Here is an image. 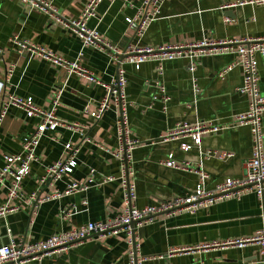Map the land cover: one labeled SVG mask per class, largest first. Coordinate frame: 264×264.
Masks as SVG:
<instances>
[{
    "label": "crops",
    "instance_id": "1",
    "mask_svg": "<svg viewBox=\"0 0 264 264\" xmlns=\"http://www.w3.org/2000/svg\"><path fill=\"white\" fill-rule=\"evenodd\" d=\"M66 20L80 18L87 0H45ZM245 1V3H239ZM252 0H168L159 18L146 24L137 16L144 0H103L96 16L88 20L105 39L122 54L129 46L159 44L186 45L204 40H230L264 36V3ZM135 18V23L128 22ZM19 34L30 42L80 62L104 82L113 81L124 67L128 77L127 136L140 142L129 161L131 182L136 184L138 208L170 201L184 195L201 182L213 187L228 177H241L247 172V161L261 145L264 156V110L260 114L261 137L250 123H239L236 116L246 113L252 97L241 94L243 68L236 66L225 77L219 72L235 60L230 51L159 62L148 60L136 69L123 61L114 49L84 47L70 28L55 22L41 9L24 7L20 0H0V106L9 95L32 97L43 108L62 89L57 116L68 126L49 131L38 147V160L23 180V199L12 202L15 212L0 218V246L10 238L32 241L46 239L55 232L78 227L88 221L115 217L124 210L121 160L112 152L121 142L117 120L121 111L114 105L100 119L91 116L106 95V89L49 61L29 53H19L10 39ZM82 54V55H80ZM14 65L13 75L8 70ZM162 66V69L160 67ZM259 94L264 96V57L259 59ZM210 122L218 127L205 134L201 144L186 152V139L165 141L163 136L180 122ZM38 119L11 106L0 124V166L6 157L22 150L23 138L33 131ZM78 124L82 130H77ZM84 132V137L81 132ZM89 137L92 142L82 139ZM67 142L81 144L78 165L73 173L41 188L46 169L58 162ZM100 145L108 148L106 152ZM233 157H222L223 153ZM174 154L175 164L166 161ZM95 170L96 184L87 190L61 198L46 200L33 210L29 195L64 191L70 181H86ZM113 176L112 181L103 178ZM41 188V189H40ZM9 199L0 184V207ZM7 228V231L5 230ZM264 229V197L244 192L239 197L215 202L194 212L162 213L153 222L135 229L136 242L143 256H152L145 264H257V245L230 247L208 252L168 254L172 248L199 246L213 241L251 236ZM131 247L127 235L93 236L66 252L45 256L42 264H128ZM21 264H39L28 261Z\"/></svg>",
    "mask_w": 264,
    "mask_h": 264
},
{
    "label": "built area",
    "instance_id": "2",
    "mask_svg": "<svg viewBox=\"0 0 264 264\" xmlns=\"http://www.w3.org/2000/svg\"><path fill=\"white\" fill-rule=\"evenodd\" d=\"M103 0H87L83 12L78 19L66 20L52 5L45 0H20L24 7L30 9H41L50 14L51 18L72 29L81 39L83 46H97L106 49L114 47L105 39L102 33L96 28L88 26V20L96 16V9ZM168 0H144L137 16L141 18V23L157 19L162 12V6ZM257 4L264 3V0H252ZM239 3H245L241 1ZM129 23L134 24L135 18H128ZM11 44L21 54L29 53L49 61L51 64L64 69L68 75L76 74L87 79L93 84H98L106 89V95L99 102L97 108L91 112V116L98 120L113 105L121 111V116L117 120L118 131L120 135V148L112 152L121 160L120 179L123 186L124 210L121 214L101 221H88L78 227H73L66 231H59L51 234L46 239L32 241L22 238L14 240L0 246V264H21L28 261H37L42 264L45 256L66 252L72 247L83 244L88 238L93 236H114L120 233L127 235V242L131 247L128 264H145L152 256H143L140 253L139 245L136 242L135 229L143 223L153 222L158 214H176L186 211L194 212L201 207H209L217 201L239 197L244 192H254L263 200L264 197V156L261 151V145L252 152L247 161V172L241 177H228L225 180L215 184L213 187H206L204 181L206 174H201V182L191 191L184 195H177L170 201H163L156 205H148L138 208L134 204L137 197L136 184L129 178L130 165L134 148L140 144L138 140H131L127 136L129 126L128 119V77L124 67L118 71V76L113 81L104 82L94 72L85 67L77 59H68L45 46L30 42L15 34L10 39ZM2 51L0 46V52ZM119 55V51L114 49ZM223 51H230L235 55V60L222 69L218 76L225 77L236 66L243 68L242 84L237 88L241 94L252 97L250 108L246 113L236 116L239 123H250L252 131L258 138L261 137L260 114L264 110V96L259 94V59L264 57V36L263 37H244L242 39L230 40H204L186 45L180 44H159L157 46H129L122 54L128 57L123 61L132 64L139 69L142 64L148 60H157L159 62L175 60L181 56H190L196 59L205 54L217 55ZM82 55V54H80ZM122 61V62H123ZM121 62V63H122ZM162 69V66L160 67ZM14 65L8 70V78L13 75ZM4 83L0 82V91ZM62 89H58L51 99V107L43 108L39 106L32 97H20L9 95L0 106V124L5 118L9 108L16 106L25 111L30 118L38 119L36 128L23 138L22 150L17 154H11L6 157L5 164L0 166V184L7 189L9 199L7 203L0 207V218L6 217L9 213L18 210V207L12 202L16 199H23L22 192L23 180L30 174L31 167L38 160L37 150L42 138L49 132L55 131L59 127L68 126L56 114L60 105ZM207 121H198L195 123L180 122L172 130L168 131L163 139L165 141L174 139H186L191 142H183L182 149L190 151L194 146L201 144L205 134L215 133L220 130L212 126ZM77 130L81 127L74 124ZM84 137V132H81ZM92 142V139L85 137L82 142ZM81 144L67 142L64 146V152L58 162L47 167L46 174L41 178V188L54 181L62 180L63 176L73 173L78 165L77 155ZM100 148L106 152L110 150L103 145ZM233 157L232 153H223L222 157ZM166 164L172 166L174 154H169ZM91 176L86 181H70L64 191H55L51 194L41 195L38 191L29 195V202L33 210L39 209L46 200L61 198L62 196L89 189L96 184L94 178L95 170L91 171ZM113 176L103 178V182L112 181ZM40 188V189H41ZM249 245H257L260 250V258L257 264H264V229L255 234L240 238H230L226 240L204 243L199 246L186 248H172L168 254L170 256L176 253H196L208 252L213 249H224L230 247L243 248Z\"/></svg>",
    "mask_w": 264,
    "mask_h": 264
},
{
    "label": "water",
    "instance_id": "3",
    "mask_svg": "<svg viewBox=\"0 0 264 264\" xmlns=\"http://www.w3.org/2000/svg\"><path fill=\"white\" fill-rule=\"evenodd\" d=\"M119 57H120V61L122 62L124 59H126L128 57L127 54H119ZM5 230L7 231V228H5ZM10 241V240H9ZM9 243V242H8ZM7 243V244H8Z\"/></svg>",
    "mask_w": 264,
    "mask_h": 264
}]
</instances>
